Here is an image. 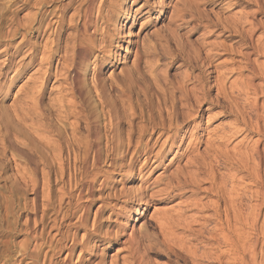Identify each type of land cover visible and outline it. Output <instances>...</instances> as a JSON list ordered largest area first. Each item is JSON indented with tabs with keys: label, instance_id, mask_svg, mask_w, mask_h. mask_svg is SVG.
I'll use <instances>...</instances> for the list:
<instances>
[{
	"label": "rangeland",
	"instance_id": "374dc122",
	"mask_svg": "<svg viewBox=\"0 0 264 264\" xmlns=\"http://www.w3.org/2000/svg\"><path fill=\"white\" fill-rule=\"evenodd\" d=\"M45 1L0 0V264H17L15 260L21 259L18 257L20 248L26 247L29 248L30 259L27 256L21 264H241V250L234 253L230 247L237 237L243 239L246 235L257 242L253 264H264V204L254 228L232 221L226 223L224 207L220 206L218 226L214 222L205 227L196 225L190 229L193 234L177 227L174 236L179 241L169 240L163 237L162 229L155 223L160 216H164V213L166 216H173L175 211L185 209L195 199H199L200 204L209 206L222 195L216 194L215 200V197L210 196L209 190H206L209 189L207 184L198 187L195 194H191L189 187L183 189L185 192L174 191L171 195L168 194L170 191L162 192L167 180L172 179L177 170L188 161L182 156L180 161L174 160L166 167L175 152L167 154L163 164L154 171H151L149 164L146 170L137 175L141 164L138 163L132 181H127L129 176L124 171L128 168L129 155L123 156V159L119 154L111 158L105 157L109 147L106 149L107 140H104L106 135L120 132V153L126 152L128 134H132L134 130L132 139L135 144L137 128L144 126L149 129L152 123H159L160 117H166L167 110L179 106L181 89H198L196 83L199 78L205 81L209 101L199 107L201 121L196 120L198 126L191 124L188 127L186 139L176 155L183 153L188 143L197 136L203 140L212 139L210 141L216 147L217 142L214 144L213 140L230 125L236 124L234 128L231 126V131L238 130L241 126L233 104L244 107L242 104H245L246 97L254 99V96L238 94L237 91L250 75L242 58V54L249 52V39L241 40L239 34L250 28V21L256 26L261 25L257 26L253 41L262 35L264 0H258V3L254 0H147L149 6L162 9L161 15L156 10L149 11V7L143 8L135 14L132 26V20L124 22V10L128 15L134 16V10L146 0H137L132 7L131 0L107 1L106 5L110 2L112 20L107 22L106 27L109 28L114 43L109 47V59L104 55L100 67L93 62V56L89 58L84 69L86 71L78 84L77 92L80 95L66 80L65 77H69L67 72L62 75L64 77L54 78L57 56L53 57L49 66L48 62L40 64L42 48L49 46L55 39V11L59 4L67 0ZM80 1L74 0L76 5L73 4L67 13V19ZM258 4L262 6L261 11L257 10ZM34 14L35 20L32 16ZM39 18H43L41 24L38 22ZM33 28L36 29L35 32H31ZM70 31L66 30L67 33L61 37L62 41L66 40ZM117 41H120L119 44H115ZM29 47L33 50L28 51ZM32 54L38 57L27 68ZM135 54L138 55L134 56ZM256 62L264 65V57H258ZM44 71L52 75L43 80ZM94 71H99L96 88L91 84ZM261 76H257L252 83L259 91H264V79ZM42 82L43 85H40ZM220 83L227 88V93L224 91L223 95L226 98L223 99L217 92ZM241 84L242 87L239 88ZM39 86L42 88L40 93L37 92ZM34 95H37V100ZM257 100L259 105L262 102L264 104V94L259 93ZM245 108L241 114L247 116L245 114L248 110L246 106ZM225 112H230V116L222 117ZM91 128L96 137L98 134V138L103 136L99 145L101 161L96 167H92L90 157L83 166L82 150L76 145L77 139L85 142ZM249 136V142H244L242 149L250 148L256 140V137ZM243 137L244 133L220 148L225 157H220V161L219 157L216 158L213 169L217 168L214 171L218 172V179L229 181L234 177L227 182V187L235 183L234 188L241 189L245 186L253 192L251 200L246 201L253 211L257 203L255 192L264 189V176L261 185L255 184L252 175L247 177L245 173H237L229 163L235 157V151L241 148L238 144ZM145 141L146 139L143 140ZM198 148L194 150L196 154L191 153L205 158V155L200 156L204 145ZM191 153L188 154L190 159ZM193 156L194 159L196 156ZM226 157H230L229 160H225ZM112 162L117 166L121 164V171L111 168ZM85 172L90 174L87 176H94V173L97 175L94 188L96 192L89 203L79 201L74 187L82 180L84 175L81 174ZM158 190L162 194H158ZM139 192L143 196L148 194L147 205L132 202L126 206L123 198H120L124 193L136 197ZM151 193L157 195L149 197ZM179 193L180 196L171 198ZM117 198L119 202L116 201ZM86 204L88 210L83 222L86 229L76 227L78 224L75 221L81 214L79 209ZM99 206L104 208L96 218L95 212ZM121 209L127 211L129 219L123 220L120 228L116 227L114 220L124 213H121ZM207 212L203 215L212 216L211 211ZM193 213L187 212V216ZM64 216H68V219H64ZM87 230L91 233L97 231L96 237H91L90 234L93 242L89 240L88 246L93 249L92 254L89 249L80 251L79 244ZM73 233L76 238L74 249L70 246ZM100 238L109 241L111 247L104 248L101 244L104 249L101 248L97 243ZM60 240L65 243L66 248L58 252V248L62 247ZM42 243L44 245L40 247ZM34 246H38L39 251L33 253L31 249ZM55 246H58L57 251ZM70 251L73 252L72 256L63 262Z\"/></svg>",
	"mask_w": 264,
	"mask_h": 264
},
{
	"label": "bare ground",
	"instance_id": "6f19581e",
	"mask_svg": "<svg viewBox=\"0 0 264 264\" xmlns=\"http://www.w3.org/2000/svg\"><path fill=\"white\" fill-rule=\"evenodd\" d=\"M107 1L111 2L112 0H99V2H98V0H81L79 2V4L77 3L78 5L76 7L74 6L75 8H73L72 13L70 14L68 19H67L66 15L72 9L73 4H75L74 0H67L66 2L63 1L64 2L63 4H61V5L59 4V6L57 7V9L55 11L56 16H54L56 18V22H55L56 28L54 30L55 31V35H54L55 39L53 38L54 41L52 43H50L49 46H47V47L44 46V48H42L43 52L41 51V54L39 53L41 55V57L39 58L40 64H42L44 62L47 64V62H48V66H49V63L51 62V60L53 59V57L57 56L58 59L56 60V67L54 68L55 71L53 74L54 78L61 77L62 75H64V73L67 72V74H69V77L67 76L68 78L67 77H65V78H66V80L69 81L70 87L73 88V90H75L78 95H80L79 91L77 92V90L79 88L78 84H79V81L81 80V78L83 77L82 74H84V72L86 71L84 69L88 63V60H90L89 58L91 56H93L94 57L93 62L97 63V65H99V64L102 65V62H101L102 57H104V55H105V57L107 59H109V53H111V51L109 50V47H111V45H112V43H114V41H113V36L111 34H109V31H110L109 28L106 27L107 22L112 20L111 11H110L111 10L110 9L111 8L110 2L106 5ZM97 2H98V5H97ZM254 2L258 3V0H254ZM42 3H43V1H42ZM135 3H137V0H131L130 1V7L134 6ZM160 3H163V1ZM160 6H162V5H160ZM146 7L147 8L149 7V11L156 10L158 15H161V13H162V9H160V10L155 9L152 5L149 6L148 1L146 0L142 5L138 6V8H136L134 10V14H132L134 16L128 15L127 11L124 10V13L122 15L124 22H129L132 20V24H131V26H132L134 23V20L136 18L137 13H139V11H141L143 8H146ZM42 9L44 10V8H42ZM257 10L258 11L262 10L261 4L260 5L258 4ZM183 11H185V10L183 9ZM49 13H51V12L49 11ZM32 16L35 20V14ZM38 20H39L38 22L41 24L43 21V18H41V19L39 18ZM247 20H248V18H247ZM247 20H246V23H247ZM248 24H249L250 28L247 31L245 30V31L240 32L239 35L241 36V40L242 39L243 40L249 39L248 43H247V48L249 49V52L242 54V58L246 62L245 63L246 69H248L250 75H249V78L247 79V81L244 82L243 87L241 84V86H239V88L240 87H242V88L237 90V91H238V94L244 93L246 96L247 95L254 96L253 97L254 99L250 100L249 97L248 98L246 97L245 104L244 103L242 104L243 106L245 105L247 107L248 111L245 114L247 116H244L243 115L244 113L241 114L242 109L243 108L246 109L245 106L244 107L241 106L242 107L241 108L236 103L233 104L236 117L239 118L238 124L241 126V127L238 126L239 127L238 130L234 129V131H233V129H232V131H231L232 127L233 128L236 127L235 126L236 124L235 125L233 124L234 126L230 125L229 128L225 129V132L223 131L219 136L216 135L217 138L215 137V139L217 141L215 139L213 140L215 142L214 144H216V142H217L216 147H214L213 143L210 141L212 139L203 140V138H200L197 136L196 138H194L193 141H191V142L189 141L190 143H188L189 145L187 144L188 146L183 150L184 151L183 153L180 152L179 155H176V154H178V150L181 149V146L183 145V142H184L183 140L186 139V133L188 131L187 130L188 127L191 124L197 125L196 120L199 122L201 121V115L202 114H201L199 107L202 106L203 104H206L209 101V99H208L209 96H208V91L206 90L205 81L203 80V78L202 79L199 78V80L196 83L199 86V87L197 86L198 89H196L195 87L192 89H189V90L184 89V88L181 89L180 93L178 92L179 93L178 99H180V101H181V102L179 101V106L172 107L171 109L167 110L166 111V117L165 118L160 117L159 123L158 122L156 124L154 123V125L152 123L153 126L151 125L149 129H146L144 126L137 128V131L135 134V136H136L135 139H137L136 140L137 142L135 144L133 143V139H132V137H133L132 134H133L134 130L132 131V134L126 131L127 133H129L128 136L126 134V136H127L126 137V139H127L126 143L127 144H126V150H125L126 152L120 153L121 152L120 151L121 150L120 142L122 140L120 132L116 133V134H108V135H106V137H104V140L105 141L107 140L106 146H105L106 149L109 147L108 151L105 149L107 151V156H105V157L111 158L112 156L119 154L118 156L122 157V159H123V156L129 155V160H127V162H129L128 166H127L128 168H127V170L123 168L124 170H126V171H124V174L129 176L127 181H132V179H133L132 176H134V173L136 172V166L138 163H141V164L137 169V172H136L137 175H140L139 173L146 170V168H148L149 164H151V166H150V168L152 169L151 171H154L157 168H159L161 166V164H163L162 161L164 160V158L166 157L167 154H172L173 152H175V156L173 155L174 156L173 159L170 160V162L166 165V167L167 166L169 167V164L173 163L174 160L179 159V161H180L182 156H184L183 158L184 159L186 158L188 161L184 164L183 167H181V169L177 170L176 174L174 175V177L172 179L168 178L169 180H167L168 182L166 184L164 183L165 189L163 188L164 190L162 189V192L168 193L170 191L168 194L171 195L172 193H174V191L175 192H182V191L185 192V190H183V189L189 187V188H191V191H190L191 194H195L197 192L196 189L198 187H200L201 185L207 184L209 189H206V190H209V192L211 193L210 196L215 197V200L217 199L216 194L222 195V196L220 195L221 198H219V196H218V199L214 203H211L209 206H205L204 204L202 205L198 201L199 199L198 200L195 199V200L191 201L190 204H187L184 207L185 209H183V210L178 209L177 211H175L173 216L172 215L166 216L165 213H164V216H162V217L159 215L160 218H159V220L156 219L157 221L155 220L156 221L155 223H157V226H160V228L162 229L163 237L169 238V240L172 239L174 241L175 240L179 241V238L177 239L174 236V232L177 229V227H182L184 229V231L186 230L187 232L193 234V232H191L190 229L196 225H200L202 227H205L206 224H208L210 222H214L216 224L215 226H218L217 225V218L219 217L218 212H219L220 206L224 207L225 214L224 213L223 214L225 215L224 221L226 223L232 221V222L240 223L244 226H247V228H254V226L256 225V223L258 222V220L261 216V210H262L263 204H264V196H263L264 195V189L263 188H261V189H259V191L255 192V197H256L257 203L254 205L253 211H251V208L249 206H247L246 201L251 200L253 192H251L249 190V188L246 189L245 186L244 187L242 186L243 188H241V189H236L233 186V185H235V183L230 184V186L227 187V185H226L227 182H229L234 177H232L231 179L229 178L230 179L229 181L228 180L224 181L223 179H218L219 174L217 171L216 172L214 171L217 168L213 169L215 162H216V161L214 162V160L219 157V161H220V157L223 156L222 155L223 152H221L222 150L220 148L225 146L226 142H230L231 139H234L238 135H242L244 133L243 139L238 144V146H241V148H238L237 149L238 151L237 150L235 151V157L232 158L230 160L231 162L229 161V163L233 165V169L235 171H237V173H239V174L245 173L244 175H246L247 177L253 176V178L255 180V184L261 185L262 176H264V147H263L264 118H262V115L264 114V104L262 102L259 105L258 104L259 102L257 100V95L259 93L264 94V91H261V90L259 91L258 87L254 86V84L252 83V81L257 76L262 75L261 78L264 79V65H261V64L258 65L256 62V59L258 57H264V42H263L264 31H263L261 36L257 37L255 39V41H253V37H254L253 34L255 33V31L257 32V30H258L257 26H259V25L256 26V24L254 22H250V21ZM246 26L248 27L247 24H246ZM39 27H38V29H39ZM68 29L71 30L70 31L71 33L68 34V37L66 38V40L64 39V41H62L61 37L64 36V33ZM240 30H242V29H240ZM33 31L35 32L36 29L33 28L31 32H33ZM118 42H120V41H117V43H115V44H119ZM47 44H49V43H47ZM30 47H29V49H30ZM32 50L30 49L28 51H32ZM137 55L138 54H135L134 56H137ZM32 56H33V54H32ZM208 56H209V54H208ZM37 57H38L37 55H34L31 59H28L30 61H29V63L27 62V68L29 67V65L31 66L32 62ZM251 57H254L256 59L252 60ZM134 58H136V57H134ZM105 62H107V61H105ZM135 62L133 63L134 65H135ZM100 65H99V67H100ZM40 69H41V67H40ZM47 69H48V67H47ZM97 72H99V71L93 72L92 83H91V84H94L95 88L97 86V81H96V76L98 74ZM49 75L51 76L52 74L49 73L48 71H46V72L44 71L43 80L46 79L47 76H49ZM62 77H64V76H62ZM94 77H95V80H93ZM65 78H63V79H65ZM218 79H220V78H218ZM41 84L43 85V82L40 83V85ZM38 88H39V91L37 90V92L40 93L42 91V88H41V86H39ZM232 88H234V87H232ZM179 89H180V87H179ZM225 89H227V88H225L223 83H220V85L217 86L218 96L219 97L221 96L222 99L226 98V96L223 97ZM35 92H36V90H35ZM228 93H230V92H228ZM226 95H228V94H226ZM31 96L33 97V93ZM34 96H35L34 97V99H35L37 95H34ZM238 98H239V96H238ZM29 99H31V98H29ZM37 99H38V97H37ZM37 99H35V100H37ZM39 99H41V98H39ZM35 100H33V101H35ZM62 100H63V98H62ZM169 100H170V98H169ZM231 101H233V100H231ZM176 102H178V101H176ZM176 102H174V103H176ZM36 103H37V101L35 102V104ZM165 108L168 109L167 106ZM159 113H161V112H159ZM160 115H162V113ZM242 115L244 117H242ZM225 116H230V112L223 113L222 117L225 118ZM234 123H235V121H234ZM130 126H132V125H129V127ZM93 132L94 131L91 128L90 131L88 132V135L84 139L85 142H83V143H82V141L79 142L78 141L79 139H77V142H76L77 147L82 150V152H81V154H82L81 158L82 159L81 160H82L83 166L85 165V163L88 162L89 157L92 158V162H91L92 167H96L98 165V163H100V161H101V157H100L101 151H100L99 145H100V142L102 141V140H100V138L103 136L98 138L99 134H98V137H96V134H94ZM71 135H73V133ZM249 135L256 137V140L253 142V144L250 148L245 147L242 149L243 143L249 142L248 141V138L250 137ZM145 139H146V141L143 142V140H145ZM114 143H116V144L113 145ZM122 145L124 146V143ZM202 145H204V149L202 150L200 156L205 155V158H199V154L197 156L194 155V153L196 154V152H194V150L196 148H198V146L201 147ZM131 149H133V151ZM130 150L132 152L129 154ZM209 151H210V155H209ZM191 152H194V153L192 154ZM198 152L200 153L199 148H198ZM190 153H191V159H190V157H188L190 155ZM227 153H226V155H227ZM233 153H234V151H233ZM192 156L193 157L196 156V157L193 159ZM223 157H225V156H223ZM171 158H172V156H171ZM210 158H211V161H208V159L210 160ZM227 158L228 157H226L225 160ZM229 158H228V160H229ZM118 159H120V158H118ZM222 161H223V158H222ZM250 161L252 162V166L249 167ZM217 163H218V161H217ZM110 164H111V168H114L115 170L121 171V167H122L121 164H119L118 166L116 164H114L113 162ZM212 164H213V166H212ZM222 164H225V162H223ZM108 166H110V165L108 164ZM187 168L189 170H187ZM115 170H113V171H115ZM164 170H166V169H164ZM86 173L87 172H85L84 174H81V175H84V177L82 178L81 181H78L79 183L76 182L77 184L74 187H75V191L77 193V198L79 199V201L84 200L85 203L86 202L89 203V202H91V200L94 199V192H96V191H94V188H95V183L97 182V180H96L97 175H95V173H94V176H93V174H92V176H87L90 174L89 173L86 174ZM250 175H252V176H250ZM224 176H226V175H224ZM227 179H228V177H227ZM234 182H235V180H234ZM232 183H233V180H232ZM98 191H99V189H98ZM162 192H160V190H158V194L159 193L162 194ZM180 194L181 193L174 194V195H172L171 198H174V196H176V195L180 196ZM153 195L151 193V195L149 197L153 198L157 194H155L154 196ZM146 196H143L141 194V192H139L138 195H136V197H132L131 194H129V193H124L121 195L120 198H123V203L126 206L128 204H131L132 202L135 204H138V205H143V204L148 203V201H146ZM117 200H118V198L116 199V201ZM117 202H119V201H117ZM103 206L97 207L96 212H95L96 218H98V216L101 214L102 209L104 208ZM105 206H107V205H105ZM87 210H88V204L82 206L81 209H79V212H81V214L79 217H77V220L75 221V223L78 224L76 227L85 228V224H83V222L85 221ZM207 211L208 212L211 211L210 213H212V216L207 217L208 215H206V214H205L206 216L203 215V213H205ZM244 211H245V213H242ZM122 212H124V213L119 214L118 219L114 220V224L116 225V227L121 228V226L123 224V220L129 219L128 214H126L127 211L121 209V213ZM187 212H194V213L190 216H187ZM63 218L68 219V216H64ZM96 232L97 231L91 233L88 230L85 231L84 235L81 238L82 242L79 244V246L81 247V250H80L81 252L85 251L86 249H89V253L92 254L93 249H90L91 247H89L88 244L90 241L93 242L92 240H90V234H91V237H93V236L96 237ZM194 234H196V233H194ZM35 236H37V235H35ZM237 238L238 239L235 241L237 243L232 242L230 248L233 250L234 253L239 252V249L241 250V254L239 255V257L241 259V264H248V263L253 264V262L255 260L254 259V250H255V246H256L257 242L254 239L250 240V238H248L247 235H246V237H243V239L241 237H240L241 239L239 237H237ZM32 240H34V239H32ZM70 241H71L70 246H72V249H74V247L76 245V238H75L74 233L71 235ZM63 242H62V247L60 246L61 248H58V246L57 247L55 246L54 249L57 251L56 248H58V252L61 250H64L66 248V245ZM108 242L109 241H105L102 238L97 240V243L99 244V246H101V244H102L105 246L104 248L111 247L110 243H108ZM33 243L35 244V241ZM43 245H44V243H42L40 245V247L41 246L43 247ZM26 246H28V245H26ZM50 246H49V248L53 249V247H50ZM37 247L34 246V248H32V249L30 248V249L34 253V251L37 250ZM101 248H103V246H101ZM20 249L21 250L19 251L20 253H19L18 257H20L21 259L15 260V261H17L16 262L17 264H21L22 260L24 258L26 259L27 256L30 259L29 255H28L29 248L26 247V248H23V249L20 248ZM42 249L43 248H41V250ZM72 249H70V250H72ZM47 250H48V248H47ZM37 251H39V250H37ZM56 251H55V253H56ZM72 253L73 252L70 251V253L65 258H63V262L64 261L66 262L68 259H70V257L72 256ZM100 255H102V254H100ZM33 257L36 258V256H33ZM44 257H45V255H44ZM114 264H115V262H114Z\"/></svg>",
	"mask_w": 264,
	"mask_h": 264
}]
</instances>
